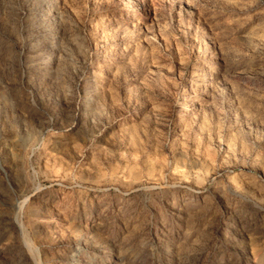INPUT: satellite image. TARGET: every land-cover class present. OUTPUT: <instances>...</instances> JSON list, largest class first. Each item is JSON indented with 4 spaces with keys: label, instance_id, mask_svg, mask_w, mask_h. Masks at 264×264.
<instances>
[{
    "label": "rangeland",
    "instance_id": "1",
    "mask_svg": "<svg viewBox=\"0 0 264 264\" xmlns=\"http://www.w3.org/2000/svg\"><path fill=\"white\" fill-rule=\"evenodd\" d=\"M0 264H264V0H0Z\"/></svg>",
    "mask_w": 264,
    "mask_h": 264
}]
</instances>
